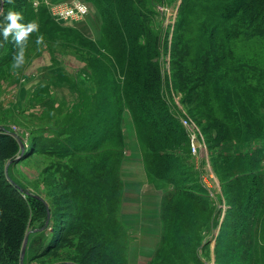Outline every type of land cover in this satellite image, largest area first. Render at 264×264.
<instances>
[{
  "label": "trees",
  "instance_id": "obj_1",
  "mask_svg": "<svg viewBox=\"0 0 264 264\" xmlns=\"http://www.w3.org/2000/svg\"><path fill=\"white\" fill-rule=\"evenodd\" d=\"M87 1L102 6L98 38L114 57L112 68L103 74L96 71L93 94L76 86L78 103L56 125L46 124L57 138L28 132L25 155L32 148L33 153L63 160L54 167L63 185L46 184V202L42 197L24 198L25 192L4 178L0 166V216L6 220L0 224V264H20V244L29 223L38 220L40 212L48 218V209L57 204L72 211V221L53 234L48 248L72 230L76 234L65 248H73V240L78 243L72 259L63 263L102 264L98 259L106 258L107 264H128L131 237L119 219L124 111L130 113L143 158H149L144 162L148 178L168 186L162 189L159 207L160 238L146 264H201L197 248L220 215L207 187L179 157L191 148L180 116L195 121L205 134L224 197L218 202L226 211L216 238V262L264 264V100L256 103L264 98V69L258 71L251 60H238L232 44L263 33L264 0H181L169 47L153 32L154 0ZM3 2L6 15L9 4ZM14 2L24 17L20 22H28L33 12L29 1ZM192 12L198 17L197 39L189 29ZM37 22L44 23L41 18ZM9 44L2 54L5 41L0 35V72L18 50ZM168 51L172 85L159 62ZM188 52L184 61L182 55ZM176 94L180 107L172 110ZM252 139L260 144L251 151L220 153L222 143ZM19 150L17 140L0 129V162L12 160ZM27 200H33V206Z\"/></svg>",
  "mask_w": 264,
  "mask_h": 264
},
{
  "label": "rangeland",
  "instance_id": "obj_2",
  "mask_svg": "<svg viewBox=\"0 0 264 264\" xmlns=\"http://www.w3.org/2000/svg\"><path fill=\"white\" fill-rule=\"evenodd\" d=\"M28 1L30 4L29 8H33V12L31 14V17H29V21H37L41 18L44 23H38L40 26L39 33H33L29 39L25 57L26 63L31 58L38 55V53H40L42 50L46 49V63L50 62L51 59L50 66H52L46 67V69L48 70L47 72H51L54 75L64 73L65 75H68L67 80L69 82L70 80H72L77 84L78 88H81V90L86 94H93L92 90L95 89L91 79H94V76H96V71L103 74L106 68H112L109 63L114 59L112 55H108L106 50L107 46L103 42H100L99 38H92L96 36L100 37L101 34L102 20L100 17L99 8L102 9V6H100V4H94L91 1L78 0L88 6L87 14L85 16H81L74 12L70 16L62 17L58 11L64 10L60 8L73 7L71 3L76 0ZM3 4V0H0V8L3 7ZM180 4L181 0H154L151 2V6L149 5L154 13L153 32L159 35V39L161 41H165L167 43V47H169L173 41L172 37L174 35L173 33L175 31V25L178 21V10L180 8ZM8 8V11L10 9L19 11L15 6V2L11 5L9 4ZM38 9L41 13L40 16H37L39 13ZM197 14L200 15L201 12L198 11ZM194 18L198 17L194 12H192L190 18L192 19V29H189L191 30V32L193 31V38L197 39V30L195 27L196 22H194ZM0 20H3L2 16ZM262 32L263 33L250 37L248 39L232 42V44H234L233 50H235L234 52L236 58H238V60L240 61L245 62H249V60H251V62L259 67L258 71H262V69H264V29ZM39 34H43L46 46L41 45L38 47L36 45L35 40L37 35ZM80 39H82L83 41ZM10 40L11 37L9 38V41ZM9 43L10 42L5 41V46L2 50V54H5L8 51L10 45ZM102 44L104 45L102 46ZM189 56L190 54L188 52L186 55H182V58L184 59V61H186ZM57 58L62 59L63 65H61V70L59 72H54L52 70V68H54V64L56 65V67L59 66L56 63ZM170 60L171 57L169 51L167 53L162 52V56L159 57V62L161 65L160 68L163 73L168 75V83L169 85H172V80L170 77ZM11 63L12 58L9 61H6L5 66L2 67V70L0 72V129L10 133L17 140V142L18 140L22 141L25 149L27 150L28 141L26 142V140L29 134L26 129L28 128V126L32 125L33 127L36 126L39 128L43 126L40 129H45L44 126H46V124H50L51 122V125H56L59 122L60 118H64L67 115L66 113L78 103V97L74 100L73 103H71L72 101L66 102L65 100L64 102H60L59 99L54 98L55 95L50 96L46 95V93L39 92L36 94H31L32 96H26V98L21 95L18 99L19 90L25 87L30 82V79L39 77L40 74L45 75L44 73H46L47 75V72L40 73L38 71V74L31 76L19 73L17 75H14L11 69ZM32 69L34 70L35 68L33 67ZM31 72L33 73V71ZM117 78L121 80L120 77ZM98 80L100 79L98 78ZM227 80L228 78L226 77L224 81V85L226 87L229 84ZM51 97H53L60 104H57L56 106H50V102L54 101ZM263 100L264 98L258 99L256 102L257 105H260ZM173 101L174 102H172L171 104L172 110L175 105H178V107H180V95H174ZM126 114L127 112L124 111L121 120V130L123 138L124 135L126 136L128 134V131L124 129ZM181 118L188 119L185 116H180L178 120L180 121ZM189 120L191 121V123H194V125H192L189 130H192V128H199L200 130V126L195 121L191 120L190 118ZM189 120H187V122L190 123ZM130 124V129L132 130L134 126H132L133 123L130 122ZM56 129H54V131H56ZM200 132L202 134L203 141L200 140V145L196 152H192L190 148V152L189 150H185L184 153H179V157L183 159L187 165L184 168L188 170V172L193 176L198 177V181L200 183H204V185L207 187V191L213 201L212 205L215 211L217 212V210L220 209V215L219 217H217L218 223L216 227L212 231L210 230V232L205 231L203 233L205 236L202 242L209 236H211V241L207 244H204L207 245L206 247H204V245H202L203 243H201L200 247L197 248V253L199 254L201 264H219L215 260V244L218 230L220 229L221 222L226 211V207L224 203H218L219 200L224 201L220 181L210 164L211 154L207 147L205 134L201 130ZM133 134L136 136L135 128L133 130ZM51 136V138L53 139L58 137L55 133H53V135ZM42 137L46 136L42 135ZM135 139H137V136ZM257 143L260 144L258 140L253 139L248 143L240 144L225 142L221 145L223 149L222 152L221 146L219 150L220 153L227 155L242 153L251 151L257 146ZM124 148H126L125 142ZM30 151L31 152H28L26 156L25 154H23L25 157L23 156V158H21L22 160H19L18 162H15V158L21 155L20 150L12 160L8 158L1 161V172H3V176L8 182H16L19 184L21 190L25 192V195H23L24 198L27 199L29 196L32 199L33 196H38L39 198L42 197L46 202V191L49 189L46 188V184H50L51 182H53L58 183V186L63 185L61 177L58 173H55L54 170L55 165L57 163H62L63 160L46 157V154H44L43 152L33 153L32 148H30ZM126 153L127 152L124 149L123 157ZM143 159L145 162L149 158L144 155ZM50 167L52 170L48 169ZM149 180L151 181V184L156 185L164 191L168 188L166 182H158L152 177H150ZM120 193L121 208L122 199L123 196H125V187L123 182ZM27 201L29 202V206H33V200ZM64 206L66 205H52L47 212L48 218H46V215H42V212H40L39 214H37L39 215L38 220L33 219L29 223L20 244L21 254L22 245L25 240V236L28 233L25 247L26 250L24 253L22 264H65L63 263L65 260L72 259L74 249L76 248L78 243L73 240L72 242L75 243V246L72 245L73 248L70 249L65 248V243L70 237H74V235L76 234H72L73 230L70 231V233L64 232L62 242H57L56 244H54L55 246L52 249L48 248L50 246L48 240L51 239L53 234H55L58 230L59 231L57 232V234H60V229H63V226H66L72 221V216L70 214L72 213V211L68 208L64 209ZM131 207L137 209L136 205H132ZM4 221L6 220L0 216V224H2ZM66 227H68V225ZM84 247L87 248L86 246ZM91 257L96 259L98 258L93 254L91 255ZM98 261L102 264H107L106 262H108L106 258L101 260L98 259ZM136 264H142V260ZM192 264L199 263L194 262ZM222 264H231V261L224 262Z\"/></svg>",
  "mask_w": 264,
  "mask_h": 264
},
{
  "label": "crops",
  "instance_id": "obj_3",
  "mask_svg": "<svg viewBox=\"0 0 264 264\" xmlns=\"http://www.w3.org/2000/svg\"><path fill=\"white\" fill-rule=\"evenodd\" d=\"M92 38L97 39L98 37ZM56 63L59 66L56 67L53 63L54 68L52 70L59 72L63 61L61 58H57ZM50 65L51 59L50 62L46 63V49H44L38 55L31 58L18 73L27 74L28 76L36 75L39 72H47L46 67H52ZM33 67L35 68L34 70L32 69ZM44 74L30 79V82L19 90L18 99L21 95L26 98V96H32L31 94L33 93L43 92L46 95H55L54 98L59 99L60 102H64V100L66 102H74L77 98V84L72 80L69 82L67 80L68 75L64 73L54 75L51 72H47V75L46 73ZM51 98L54 101L50 102V106L60 104L53 97ZM126 112L124 129L128 131V134L126 136L124 135L126 147L124 149L127 153L124 154L120 168L121 180L125 187V196L122 199L119 218L127 232L131 235L128 264H136L141 260L142 264H146L151 258L160 238L161 224L159 207L162 198V189L151 184V181L147 177L141 147L137 139H135L136 136L133 134L134 128L132 130L130 129V122L132 123L130 113L128 111ZM28 128L26 130L29 133L39 131L36 135H44L46 137H51L52 135V133L48 132L49 127L47 126H44L45 129H40L36 126L33 127L32 125L28 126ZM222 150L221 146V152ZM132 205H136L137 209L132 208Z\"/></svg>",
  "mask_w": 264,
  "mask_h": 264
},
{
  "label": "clouds",
  "instance_id": "obj_4",
  "mask_svg": "<svg viewBox=\"0 0 264 264\" xmlns=\"http://www.w3.org/2000/svg\"><path fill=\"white\" fill-rule=\"evenodd\" d=\"M7 3L11 5L14 0H7ZM0 16L3 17V20L0 21V35L3 36L4 41L13 42L18 49L14 52L11 63L12 72L17 75L18 71L26 64L25 57L29 39L33 33H39L40 26L35 20L21 23L20 21L24 19L23 14L14 9H10L5 15L3 8H0ZM35 43L38 47L46 46L43 34L37 35Z\"/></svg>",
  "mask_w": 264,
  "mask_h": 264
},
{
  "label": "built area",
  "instance_id": "obj_5",
  "mask_svg": "<svg viewBox=\"0 0 264 264\" xmlns=\"http://www.w3.org/2000/svg\"><path fill=\"white\" fill-rule=\"evenodd\" d=\"M73 5V7H63V8H60L64 11H58L59 14L62 16V17H67V16H70L71 14H73L74 12L81 15V16H85L88 12V6L81 2V1H73L71 3ZM183 117V116H182ZM188 119H185V118H181L180 119V122L181 124L183 125V127L187 130L188 132V135H189V140H190V143H191V151L192 152H196V150L198 149L199 145H200V140H202V134L199 130V128H192V130H189V128L192 127V125H194V123H190L187 122ZM17 133V132H16Z\"/></svg>",
  "mask_w": 264,
  "mask_h": 264
},
{
  "label": "water",
  "instance_id": "obj_6",
  "mask_svg": "<svg viewBox=\"0 0 264 264\" xmlns=\"http://www.w3.org/2000/svg\"><path fill=\"white\" fill-rule=\"evenodd\" d=\"M19 142V147H20V151H21V155H19L18 157L15 158V162H18L19 160H22L21 158H23V154H24V151H25V147H24V144L22 141L18 140ZM26 156V155H25ZM24 156V157H25ZM14 183V182H12ZM36 198H39L38 196H35ZM47 224V222H46ZM27 235L28 233L26 234L25 236V240L23 242V245H22V250H21V254H20V264L23 263V257H24V253H25V247H26V241H27ZM207 241H211V236L207 237L202 243V245H204Z\"/></svg>",
  "mask_w": 264,
  "mask_h": 264
}]
</instances>
